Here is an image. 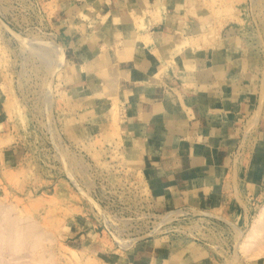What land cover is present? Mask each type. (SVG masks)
Wrapping results in <instances>:
<instances>
[{"label": "rangeland", "instance_id": "1", "mask_svg": "<svg viewBox=\"0 0 264 264\" xmlns=\"http://www.w3.org/2000/svg\"><path fill=\"white\" fill-rule=\"evenodd\" d=\"M57 2L0 0V212L43 233L60 264H123L140 242L159 250L154 264H264V255L243 253L264 208V186L213 208L159 207L145 183L141 153L133 155L122 140L129 136L108 75L116 57L98 65L99 52L88 61L75 56L54 32ZM190 5L180 46L214 49L222 58L218 50L237 51L238 59L249 53L264 69V0ZM132 46L113 48L123 54ZM16 237L13 253L1 249L0 264L16 256L34 264L39 254L30 249L32 239Z\"/></svg>", "mask_w": 264, "mask_h": 264}, {"label": "crops", "instance_id": "2", "mask_svg": "<svg viewBox=\"0 0 264 264\" xmlns=\"http://www.w3.org/2000/svg\"><path fill=\"white\" fill-rule=\"evenodd\" d=\"M190 7V0H58L52 15L57 37L87 61L103 47L133 45L116 59L120 127L140 146L145 183L167 209L213 208L264 186V69L249 53L238 59L218 50L222 58L180 46ZM155 248L140 242L123 264H151Z\"/></svg>", "mask_w": 264, "mask_h": 264}, {"label": "bare ground", "instance_id": "3", "mask_svg": "<svg viewBox=\"0 0 264 264\" xmlns=\"http://www.w3.org/2000/svg\"><path fill=\"white\" fill-rule=\"evenodd\" d=\"M157 9H159V7H157ZM157 9L155 10L156 13L158 11ZM120 55H121V51L119 49H114V48L111 49V47H103L102 50L98 54H96V56L94 57L95 61H96V63L98 65L103 63L104 61L111 62V60L109 58H115L116 57L115 60L113 61V63L111 64V67L108 69V75H110L109 85L114 90V92H116L117 94L119 92V87H118L119 86V73H118L116 59H117V56H120ZM100 67L102 68L101 65H100ZM119 109H118V105L117 104H115L112 107L111 114H113V121L114 122H117L116 118H117V113H118ZM116 127H117L118 130H120L118 124L116 125ZM123 139H124L125 142H123V141L122 142L126 143L128 145L127 148L130 147L132 149L133 153H135L133 155H135L137 157L138 154L142 153L141 152V148L137 144V142L131 140L129 137H126V136L125 137L122 136V140ZM129 151L131 152V150H129ZM3 208H6V207H3ZM8 209H10V208H8ZM5 210L6 209H4L3 211L5 212ZM0 213L3 214V212H0ZM10 213H12L11 210H10ZM2 214H0V215H2ZM2 217H4V218L0 219V220H2V221L4 220V222L2 223L3 224V229H0V232L3 231V234H1L2 235V239L0 241L1 242L0 251H1V249H4V247H6L5 249H8V250H10L11 253H13V251L15 250L14 242L15 243L17 242V241H15L14 236L16 237V233H17V235L19 234V236H21V238L19 237L20 239H18V240L21 241V239H23V243H24V241H27V239H29V238H30V240L32 239L31 248L30 249L31 250L33 249L32 252L35 255L39 254V256L38 255L34 256V258L32 259L34 264H60L61 263V262L59 263L58 260L54 257L52 249H49L48 248L49 246L45 245V242L47 241L48 238H46L43 235V233H41L40 231L35 232L36 228L34 229L33 225H30V223H27V224H23L22 223L23 224V226H22V224H20L22 221L19 220L20 217L17 218L18 216H16L14 218L13 216H10V214L6 215L4 213ZM16 218H17L18 222H16ZM21 219H22V217H21ZM0 223H1V221H0ZM1 226H0V228H1ZM16 226H20V227H16ZM252 238H253V241L252 242L251 241L248 242V243H250L251 247L244 248L243 253L245 255H249V256L264 255V208L260 209V211H259L257 222L253 226V233L251 234V239ZM20 243L21 242H19L18 244H20ZM1 245H2V247H1ZM22 245L23 244L21 243L20 244L21 248H22ZM252 247L253 248L255 247L256 249H253ZM16 249L19 250L17 248V245H16ZM251 249H253V250H251ZM17 250H16V252H17ZM6 252H7V250L5 251V253ZM45 252L48 254V257H44ZM4 257H5V254H4ZM16 257H15V262L13 261V263L14 264H21V260L19 259L20 256L17 257V259H16ZM13 260H14V258H13ZM17 260H20V261H17ZM112 264H122V263L121 262L120 263L117 262V263H112ZM151 264H154V263L152 262Z\"/></svg>", "mask_w": 264, "mask_h": 264}]
</instances>
